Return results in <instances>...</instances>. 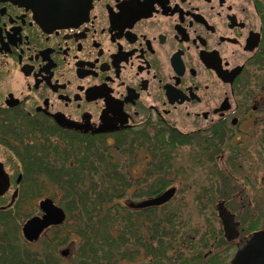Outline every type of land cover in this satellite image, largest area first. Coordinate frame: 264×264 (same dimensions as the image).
Listing matches in <instances>:
<instances>
[{
	"label": "flooded vegetation",
	"instance_id": "1",
	"mask_svg": "<svg viewBox=\"0 0 264 264\" xmlns=\"http://www.w3.org/2000/svg\"><path fill=\"white\" fill-rule=\"evenodd\" d=\"M263 112L264 0H0L4 167L48 128L173 132L205 156Z\"/></svg>",
	"mask_w": 264,
	"mask_h": 264
},
{
	"label": "trees",
	"instance_id": "2",
	"mask_svg": "<svg viewBox=\"0 0 264 264\" xmlns=\"http://www.w3.org/2000/svg\"><path fill=\"white\" fill-rule=\"evenodd\" d=\"M40 135L37 147L29 146V158L21 161L18 197L7 206L11 196H0V264L5 257L17 264H66V258L68 264H222L216 252L203 253L225 242L222 229L209 225L200 233L201 225L186 216L190 213L181 203L132 209L121 202L130 195L153 196L168 187L177 164L175 154L190 143L187 136L172 132L152 137L138 132L134 138L110 144L102 136L58 128L41 129ZM215 144L210 143L209 148ZM199 146L204 154L202 144ZM140 155L144 160L151 157V161L145 167L142 164V174L136 175L132 169L141 163ZM211 161L216 163L214 155ZM212 174L213 193L220 191L222 198L229 199V175L225 171ZM44 177L48 185L40 183ZM37 186L43 189L34 191ZM51 187L67 218L62 225L49 228L36 247L17 235L19 218L26 216L23 207L27 202L48 193ZM251 217L245 214V219L252 220L248 230L258 228V220ZM65 245L71 251L62 257L60 250Z\"/></svg>",
	"mask_w": 264,
	"mask_h": 264
},
{
	"label": "rangeland",
	"instance_id": "3",
	"mask_svg": "<svg viewBox=\"0 0 264 264\" xmlns=\"http://www.w3.org/2000/svg\"><path fill=\"white\" fill-rule=\"evenodd\" d=\"M257 116L258 117L254 118L251 122L249 121L241 127H236L237 130L240 128V131L238 130L235 137H232L230 142L226 144H215V152L213 151L215 154L210 155L209 152H207L205 156L200 154V146L196 144L193 145L195 149L187 144L175 154L177 164L171 171L169 178L171 183L178 188V191L172 202L181 203V207H186L185 209H188V213L190 214L186 213V216H191L194 222L201 225L200 233H203L204 230H208L207 226L209 225L216 230L222 228L216 206L218 201L222 199V196L220 191L213 193L212 189H216V184H214V174H212V176L210 175L211 171H220L221 173L225 171L229 175L230 192L226 193V195H230V198L229 201H227V206L236 213L237 219L241 220L242 231L246 232L249 223L252 221L250 219H245L246 213L253 216L251 219L254 218V220H258V228L264 227V112L262 114H257ZM181 129L186 131L188 127L184 124ZM40 140L41 137H39V141ZM2 150L3 148L0 146L1 159L6 157ZM195 151L198 152L196 153ZM141 155V163L135 165L132 169L136 172V175L142 173L145 165L151 161V159H142ZM213 155L217 164L211 161ZM202 159L204 163L200 164L199 160ZM209 161L211 163H209ZM3 163L5 164L6 171L11 175L14 173L13 169L15 167H22V163L19 160L3 161ZM41 173H43V175L45 174L44 171ZM43 182L45 185L50 183L46 177H44L40 183ZM45 187L48 188V186ZM40 189H43V187L37 186L34 191ZM48 191V193H44L43 196L36 200L27 202L26 206L23 207L26 216L21 215L22 217L19 218L20 228L18 225L19 233L17 234L19 237L23 238L22 225L24 221L29 216L41 213L38 205L40 199L45 196L51 197L54 198L57 203L58 199L54 196L55 189L51 187ZM8 193L11 195L13 193V188H11ZM125 199L137 201L142 199V197L135 198L130 195L121 199V202L124 203L126 201ZM183 203L187 205L184 206ZM224 240L225 242H221L217 247L205 249L203 253L206 255L208 251L212 250L213 253L216 252L215 254H218L220 258L223 259L224 264H229L235 252V247L232 245L228 250V243L225 237ZM212 242L213 240H211V243ZM32 245L38 246L35 242L32 243ZM63 247L64 246H62V248ZM8 259V257H5V259L2 260L3 264L18 263L15 260L10 263ZM64 261L68 264L69 259L66 258ZM132 264H138V261Z\"/></svg>",
	"mask_w": 264,
	"mask_h": 264
},
{
	"label": "water",
	"instance_id": "4",
	"mask_svg": "<svg viewBox=\"0 0 264 264\" xmlns=\"http://www.w3.org/2000/svg\"><path fill=\"white\" fill-rule=\"evenodd\" d=\"M63 125H66L62 123ZM68 127H72L69 125ZM9 180L3 166L0 163V194L5 191ZM175 187H171L164 192L138 202L131 201L129 206L134 208H144L148 206L160 205L172 198L175 194ZM17 195L14 193L13 199ZM43 211L42 215H34L27 219L22 225V233L26 240L32 242L39 239L42 232L51 225L63 223L66 213L62 207L57 205L52 198H44L39 203ZM218 214L222 220L226 237L231 240L239 236V221L235 220V214L226 206L223 200L217 203ZM231 264H264V229H260L241 237L237 243V251L231 260Z\"/></svg>",
	"mask_w": 264,
	"mask_h": 264
}]
</instances>
